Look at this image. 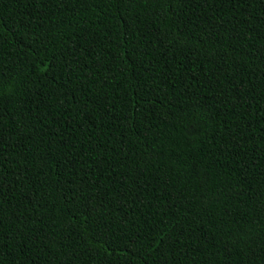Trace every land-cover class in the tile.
Instances as JSON below:
<instances>
[{"label": "trees", "instance_id": "1", "mask_svg": "<svg viewBox=\"0 0 264 264\" xmlns=\"http://www.w3.org/2000/svg\"><path fill=\"white\" fill-rule=\"evenodd\" d=\"M0 264H264V0H0Z\"/></svg>", "mask_w": 264, "mask_h": 264}]
</instances>
